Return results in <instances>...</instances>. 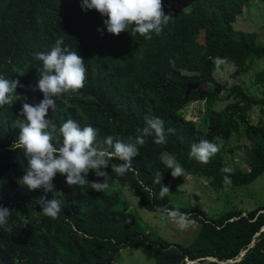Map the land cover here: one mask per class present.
Returning <instances> with one entry per match:
<instances>
[{
  "label": "trees",
  "instance_id": "1",
  "mask_svg": "<svg viewBox=\"0 0 264 264\" xmlns=\"http://www.w3.org/2000/svg\"><path fill=\"white\" fill-rule=\"evenodd\" d=\"M79 2L0 0V75L24 85L15 90L17 99L0 107V205L11 211L7 226L0 228V264H115L120 250L136 246L152 252V264H264L263 206L210 219L199 210L175 207L170 197V181L184 176L209 178V185L220 189L250 185L264 173V121L253 124L249 119L254 106L264 107V73L254 78L260 99L239 84L214 77L218 62L233 69L235 77L264 59V46L255 34L233 28L247 0H187L188 11L173 9L170 0H162L169 19L147 40L127 32L115 36L98 32L103 18L95 10L81 11ZM57 38L83 58L85 81L77 92L60 97L46 118L57 126L67 119L81 127L90 125L101 143L108 135L134 139L146 116L164 122L165 142L155 144L153 137H146L132 170L117 175L111 168L119 161H110L104 169L108 187L102 192L68 186L59 174L49 193L28 191L15 183L25 167L22 151L14 145L17 114L23 103L36 104L43 98L35 90L34 54L48 51ZM197 101L205 104L204 131L182 112ZM217 102L225 104L217 108ZM260 112L264 115V109ZM237 131L241 134L229 141ZM201 139L219 145L203 164L189 157L190 145ZM232 141L239 145L232 148ZM246 146L248 170L230 169L231 156ZM162 154L175 158L183 176H170ZM157 172L163 177L161 184L169 187L163 199L158 197L160 185L153 183ZM224 176L230 184L222 182ZM86 179L102 178L89 170ZM115 183L128 185L147 212L162 213L169 207L187 213L189 221L200 226L196 238L182 246L143 233L139 217L120 210L117 191H108ZM41 197L60 200L61 213L55 219L40 214Z\"/></svg>",
  "mask_w": 264,
  "mask_h": 264
},
{
  "label": "clouds",
  "instance_id": "2",
  "mask_svg": "<svg viewBox=\"0 0 264 264\" xmlns=\"http://www.w3.org/2000/svg\"><path fill=\"white\" fill-rule=\"evenodd\" d=\"M79 6L81 11L95 10L99 13L103 18V29L98 28L97 31L113 36L127 32L130 36L151 39L153 34L161 32L169 19L162 10V0H80ZM34 61L38 73L35 90L43 98L36 104L23 103L15 121L14 127L19 129V133L14 145L22 151L25 161L24 174L15 180L19 187L28 191L41 189L44 193L53 192L52 181L59 174L68 186H89L95 192H102L108 187L104 180L108 173L104 169L109 167L113 158L119 163L111 171L123 175L132 170L133 158L139 155L138 146L144 144L146 137H153L155 144L165 142L164 122L154 116H146L140 134L134 139L129 137L127 141L108 135L102 143L98 142L95 128L90 125L81 127L72 119L57 126L46 118L48 110L55 109L60 97L75 93L84 86V60L76 51L70 50L62 38H57L48 51L35 53ZM18 87L23 88L24 85L0 75V107L10 105L18 98L15 92ZM218 150V144L201 139L190 145L189 157L203 164ZM163 165L173 178L184 174L182 166L171 155L163 158ZM89 170L102 179L89 182L86 179ZM162 179L161 172H157L153 180L154 184L160 185L158 197L161 199L169 193V187L161 184ZM222 182L228 185L231 180L224 176ZM37 204L42 216L55 219L61 213L62 205L58 198L46 200L41 197ZM161 211L164 218L181 230L190 223L188 214L176 208L165 207ZM10 213L9 208L0 205V228L7 226Z\"/></svg>",
  "mask_w": 264,
  "mask_h": 264
},
{
  "label": "rangeland",
  "instance_id": "3",
  "mask_svg": "<svg viewBox=\"0 0 264 264\" xmlns=\"http://www.w3.org/2000/svg\"><path fill=\"white\" fill-rule=\"evenodd\" d=\"M247 2L242 14L233 23V28L255 34L257 43L264 46V4L260 3L259 0H247ZM170 4L173 9L189 10L187 0H170ZM217 64L218 68L214 72L217 81L239 84L255 99L261 98L254 78L257 73H264V59L254 61L249 72L238 74L235 77H231L233 69L223 62ZM224 104L225 102H217L216 107L221 108ZM261 109H264V107L260 105L251 109L249 119L253 124L264 121V115H261L260 112ZM204 111L205 104L198 101L197 103L187 104L182 110L185 118L193 121L201 131L206 129L202 119ZM239 134H241V131L235 132L229 141ZM237 138H240V136H237ZM239 143L246 145L244 139H240ZM239 143L232 141V148H235ZM246 148L247 146L237 148V151L231 156V161L228 162L230 169L233 168L243 172L248 170L245 158ZM165 156L167 154H162V159ZM227 157L226 154L225 158L227 159ZM209 181V178L199 175L184 176L181 180L170 181L173 189L170 197L174 206L199 210L210 219L219 216L223 212H247L256 206L264 207V173L247 186L214 189L209 185ZM108 191H117L120 197V210L139 217L142 222L141 230L143 233L154 234L171 244L187 246L196 238L199 232L200 226L194 221H190L187 227L181 230L172 221L164 218L162 213L145 211L128 185L121 186L119 183H115ZM153 261V254L149 249L136 246L120 250V257L115 264H152Z\"/></svg>",
  "mask_w": 264,
  "mask_h": 264
},
{
  "label": "water",
  "instance_id": "4",
  "mask_svg": "<svg viewBox=\"0 0 264 264\" xmlns=\"http://www.w3.org/2000/svg\"><path fill=\"white\" fill-rule=\"evenodd\" d=\"M260 213H263V212H260ZM261 231H264V227L261 229ZM242 255H240L241 257ZM239 261V260H238ZM228 263H231V262H228ZM187 264H192V263H187Z\"/></svg>",
  "mask_w": 264,
  "mask_h": 264
}]
</instances>
